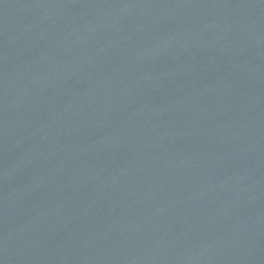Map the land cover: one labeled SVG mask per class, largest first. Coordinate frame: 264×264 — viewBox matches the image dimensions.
Wrapping results in <instances>:
<instances>
[{
    "label": "water",
    "instance_id": "obj_1",
    "mask_svg": "<svg viewBox=\"0 0 264 264\" xmlns=\"http://www.w3.org/2000/svg\"><path fill=\"white\" fill-rule=\"evenodd\" d=\"M0 264H264V0H0Z\"/></svg>",
    "mask_w": 264,
    "mask_h": 264
}]
</instances>
